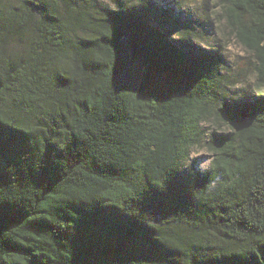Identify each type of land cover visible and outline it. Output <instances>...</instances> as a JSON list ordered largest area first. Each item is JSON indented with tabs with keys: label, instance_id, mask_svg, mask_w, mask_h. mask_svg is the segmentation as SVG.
Returning <instances> with one entry per match:
<instances>
[{
	"label": "trees",
	"instance_id": "trees-1",
	"mask_svg": "<svg viewBox=\"0 0 264 264\" xmlns=\"http://www.w3.org/2000/svg\"><path fill=\"white\" fill-rule=\"evenodd\" d=\"M216 6L234 63L154 0H0V264H264V0Z\"/></svg>",
	"mask_w": 264,
	"mask_h": 264
},
{
	"label": "rangeland",
	"instance_id": "rangeland-1",
	"mask_svg": "<svg viewBox=\"0 0 264 264\" xmlns=\"http://www.w3.org/2000/svg\"><path fill=\"white\" fill-rule=\"evenodd\" d=\"M154 1L165 7L175 6L177 15L195 21L209 46L225 49V54L230 63H234L240 57L246 56L245 49L229 34L224 22L219 18L220 12L219 7L216 6L217 0ZM190 159L195 161L196 166L199 167L202 161L211 160L212 155L210 151L201 153L196 157H192L190 154Z\"/></svg>",
	"mask_w": 264,
	"mask_h": 264
},
{
	"label": "clouds",
	"instance_id": "clouds-1",
	"mask_svg": "<svg viewBox=\"0 0 264 264\" xmlns=\"http://www.w3.org/2000/svg\"><path fill=\"white\" fill-rule=\"evenodd\" d=\"M209 151H211V149H209L208 147L204 146L203 143H201L199 145H192L191 155H192V157H196V156H198L201 153L209 152ZM211 164H212L211 160L202 161L201 164L199 165L200 170L202 172L206 171L211 166Z\"/></svg>",
	"mask_w": 264,
	"mask_h": 264
}]
</instances>
